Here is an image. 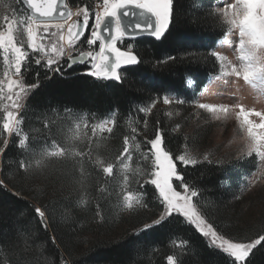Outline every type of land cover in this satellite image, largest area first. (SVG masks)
<instances>
[{
	"label": "snow or ice",
	"instance_id": "6c2138e0",
	"mask_svg": "<svg viewBox=\"0 0 264 264\" xmlns=\"http://www.w3.org/2000/svg\"><path fill=\"white\" fill-rule=\"evenodd\" d=\"M21 2L30 12L15 7V0H0V9H3L0 11V57L3 60L0 72V157L11 144L19 153L16 163L22 178L58 180V174L63 172L71 176L78 185V194L83 197L91 195L89 178L93 171L99 173L97 193L105 198L110 196L109 181L117 170L122 177L116 193L120 210L137 218H141V213L154 216L141 218L142 227L134 231V235L179 221L193 227L205 239L209 250L224 254L227 264H253L254 253L264 244V220L251 236L225 231L204 203L208 189L201 188L190 178L189 168L207 163L244 169L245 183L238 191L231 192L232 200L236 201L257 186H264V108L246 106L241 98L234 103H210L200 102L198 97L190 100L167 92L136 109L143 114V120L123 136L119 149L108 148L109 138L117 127L114 118L91 123L82 120L75 124L76 133L65 137L63 142H58L55 128L45 124L44 146L41 147L35 145L37 137L26 130V121L33 111L30 97L53 77L66 79V69L83 65L88 69L86 74L97 80L123 82L121 70L143 62L137 49L140 38L162 40L173 26L176 0ZM213 4L206 12V18L218 23L225 33L238 36L231 49L233 59L212 47L202 57L192 54L199 50H185L164 57L161 68L169 63L175 66L192 63L195 59L214 58V66L218 62L219 80L213 79L209 90L220 83L225 88L235 89L232 95L238 96L239 82L243 81L258 90L256 102H264V0H213ZM34 67H39L43 75L36 71L30 77ZM157 103L169 106V117L182 107H194L196 111L191 116L199 118L202 110L208 114L205 125L235 119L238 122L236 139L225 145H235L233 154L228 158H215L213 151L197 153L190 144L180 150L174 149L170 133L177 132L181 125L172 121L171 125L165 123L161 126L160 117L153 113ZM150 115L153 116L151 125L148 122ZM75 118L80 119L79 116ZM51 123L55 125V121ZM201 131L207 132L203 126ZM62 165L70 167L62 169ZM8 179L7 175L0 177V189L11 191L6 183ZM146 186L154 190L151 199L147 198ZM90 202H95L93 219L106 222L103 208L95 198L80 200L86 205ZM211 203L220 208L227 207L231 201L220 196ZM34 212L41 226L47 229L53 219V210L43 206L34 207ZM50 239L59 248L58 237L53 235ZM172 243L175 245V241ZM179 244L191 251L190 242L181 239ZM165 261L166 264H184L176 253L166 255ZM10 264L43 262L41 256L29 262L22 256L17 257L13 250ZM59 264H75L70 246L60 253Z\"/></svg>",
	"mask_w": 264,
	"mask_h": 264
},
{
	"label": "trees",
	"instance_id": "16d2710c",
	"mask_svg": "<svg viewBox=\"0 0 264 264\" xmlns=\"http://www.w3.org/2000/svg\"><path fill=\"white\" fill-rule=\"evenodd\" d=\"M212 6L213 0H176L173 26L162 40L140 38L137 49L143 62L128 70L122 69L123 82L97 80L85 75L87 68L78 65L65 70L66 79L53 77L46 86L42 85L30 97L33 111L26 121V130L37 137L35 145L44 146L45 124L54 127L58 142H63L65 137L76 133L73 124L82 120L99 122L117 113V127L109 138L108 148L119 149L123 136L143 120V114L136 109L146 106L152 98L167 92L187 99L197 98L211 79L218 76V62L214 66V58L195 59L192 63L175 66L169 63L161 68V61L185 50H199L192 54L202 57L210 47L216 49L227 33L218 23L206 18ZM36 71L43 75L39 67H34L29 76ZM164 112H154L160 117L161 126L167 120ZM148 122L153 123V116H149ZM32 129L38 131L32 132ZM170 135L171 146L179 150L184 138ZM18 158V150L11 144L0 158V177H10L6 183L11 189H0V264H10L13 250L17 257L22 256L29 262L41 256L43 264H59L60 253L66 246L71 247L75 264H166V255L178 252L184 264H227L224 254L209 250L205 239L193 227L179 221L134 235L142 227L141 219L131 221L115 216L113 206L117 203L111 186L108 185L112 194L106 198L96 191L98 172L93 171L89 178L91 195L83 197L78 194V185L71 176L63 172L58 174V180L22 178V172L17 169ZM60 167L67 169L70 165ZM189 173L201 188L208 189L204 203L225 231L251 236L259 230L264 220V194L244 193L238 201L231 197V192L244 184V169L203 163L190 167ZM220 196L231 203L216 208L211 202ZM92 198L101 204L106 222L93 219L95 202L80 203L81 199L91 201ZM43 206L53 210L47 229L41 226L34 212V207ZM53 235L58 237L59 248L51 242ZM181 239L190 242L191 251L180 247ZM26 248L31 250L25 251ZM253 264H264V244L254 253Z\"/></svg>",
	"mask_w": 264,
	"mask_h": 264
},
{
	"label": "rangeland",
	"instance_id": "374dc122",
	"mask_svg": "<svg viewBox=\"0 0 264 264\" xmlns=\"http://www.w3.org/2000/svg\"><path fill=\"white\" fill-rule=\"evenodd\" d=\"M15 7L24 12H28L25 6L22 4L21 0H15ZM3 11V9H0ZM144 38V37H141ZM151 38V37H148ZM238 41V36H234L231 34H227L225 38L220 41L216 47V50L221 51L223 54L227 55L229 59H233V54L231 49L234 44ZM3 70V60L0 57V72ZM88 71V69H87ZM87 71L85 75H87ZM89 76V75H88ZM215 79L217 82L219 80L218 76H215L211 79V82ZM240 91L238 96H233L232 93L235 89L231 87L225 88L222 84L217 83L215 86H212L209 90V86L205 88V90L198 96L200 102H210V103H234L238 98L242 99V102L246 106H255L257 109L264 108V102L257 103L258 90L252 89L250 86L246 85L243 81H240ZM190 86L192 83L189 82ZM210 85V84H209ZM191 100V99H190ZM171 109L169 106L163 105L161 103H157L156 108L153 109V113L155 111L161 112L165 111L164 117L167 119L166 123L171 125L172 121L179 122L181 127L177 132H174V135H182L184 138V144L180 149H182L186 144L192 145V147L196 150L197 153H206L211 150L215 153V158H228L230 157L235 149V145L232 147H225V145L230 141L236 139V128L238 126V122L235 119H229L223 124L219 121H212L210 125H205L204 121L208 119V114L204 113L202 110L200 111L199 118L191 116V113L195 112L196 109L194 107H182L177 110L173 116H167V111ZM151 116V115H150ZM187 117V119H186ZM107 118H114L116 120L117 113L110 114ZM76 124V123H75ZM75 124H73L74 131H77L75 128ZM202 126L207 130L205 132L201 131ZM219 149V150H217ZM2 158V157H0ZM203 164V163H202ZM138 166V165H136ZM227 166V165H226ZM114 178L109 181V185L111 186V190L113 194L119 191L121 184V173L117 170H114ZM245 183V177L243 178ZM243 186V185H242ZM264 186H257V188L249 191L251 192H261L264 194ZM146 191L148 193V199L152 198L153 189L151 186H146ZM248 193V192H246ZM116 198L115 206H113L115 216H122L124 220L130 219L131 221L140 220L141 218L147 219L148 217L154 218L151 213H141V218H137L129 214L128 212H123L120 210L119 199ZM180 252H178L179 254Z\"/></svg>",
	"mask_w": 264,
	"mask_h": 264
},
{
	"label": "water",
	"instance_id": "95a60500",
	"mask_svg": "<svg viewBox=\"0 0 264 264\" xmlns=\"http://www.w3.org/2000/svg\"><path fill=\"white\" fill-rule=\"evenodd\" d=\"M22 4H23V3H22ZM23 5H24V4H23ZM24 6H25V8L27 9V6H26V5H24ZM27 11L30 12V9H27Z\"/></svg>",
	"mask_w": 264,
	"mask_h": 264
}]
</instances>
